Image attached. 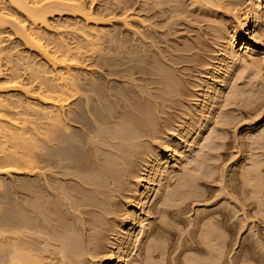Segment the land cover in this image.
I'll return each instance as SVG.
<instances>
[{"label":"rangeland","instance_id":"374dc122","mask_svg":"<svg viewBox=\"0 0 264 264\" xmlns=\"http://www.w3.org/2000/svg\"><path fill=\"white\" fill-rule=\"evenodd\" d=\"M149 1L151 0H93V2H91V0H85V6L88 11L87 15L90 13L92 14L90 18L96 21L95 25L97 26L93 25L94 22L90 20L85 22L81 18V16L78 14L73 15L71 13H65L66 15L61 16L58 14L56 15V13H54L53 16L51 15L47 16L48 18H47V22L45 23V25L36 27L38 29L36 30V32H40L43 35H47V38H49V40L42 39L41 43L44 44V46L48 45L50 41L53 42L52 44L48 45V50L50 52H55L54 50L56 47H53V46L57 39H61L64 43L68 44L70 48H74L77 46L84 47L83 50L79 49L80 50L79 54L78 53L74 54L78 58V60L80 59V62L77 64V67H71V70H72L71 73L75 74V72L73 71H76V75L79 74L80 76L82 75L83 77L87 76L86 78L88 80L89 78L90 80L92 79L91 81H93L95 85L93 82L91 83L94 88L96 89L98 88L97 90H100L101 88H103V86L105 87L106 84H110L109 85L110 88H112V86L115 88L116 87L115 85L119 83L116 88L118 89L120 87L119 90H115L114 92L109 91L111 94H113V96H115L114 94H116V92H117L116 95H119V93L121 94L120 89H123L121 87H125L123 84L124 82L120 84L121 79L116 80L115 78V80H112L113 78L110 79V77H105L104 79L105 81L102 78L100 79L96 75V70L100 69L99 65H102V64L110 65L109 64L110 62L108 63L107 61L110 59H111L110 61L115 59V61L118 60L116 61V64L118 62L120 63L118 64L119 68H132L133 67L132 65H134V63L136 64L137 67L141 66L139 62L140 56H141V54H139L140 53L139 50L143 48L142 43H141L143 40L142 34H144V32L147 31L149 32V42L152 48L150 55L152 56L154 60V64L152 65V67L155 70L160 69V66H162V64L158 61L159 58H157L156 55L154 54L155 52L158 53L159 50L156 51L155 47L156 49L158 48L160 50L161 49L167 50L165 48L166 47L165 44H163L162 42L165 43L169 41L168 40L169 38L170 40H173V38L175 37L173 40L175 42H177V40L180 41V39L181 40L186 39V41L189 39L188 42L183 40L189 45V48H188V45H187V48L185 47V44L183 41L181 42H183L185 48L183 47V44H181V42H177V45L179 47L184 48V49L182 48L183 50L185 51L188 50L187 51L188 54L186 53L187 57H185L186 61L183 60V62L185 61L184 63L188 62V64L183 63L186 66H184L183 64L179 66L181 68L184 66L182 68L184 70L180 68V70L182 71H180V74L177 72L179 75L176 73L174 77L172 75V72H170L171 71L170 69L166 71L168 67L164 65L161 67L162 69L163 67H166V69L164 68L163 71L168 72V74L174 77L175 80L178 79L176 81H179V83L182 81L180 83V88H182L183 86V89L180 90V93L177 94V97H180V100L179 98L176 97V101H177L176 103L178 105L174 103L173 104L174 106L173 105L171 106V108L172 107L174 108H172V110L168 109L170 110V112L168 113H171V114L166 113L167 115L164 114L165 117L163 115L161 116L163 117V120L160 116L150 117L149 122L151 126H148L146 128H143L141 125H139L140 120L137 117L135 118L132 117L130 119L131 122L133 121V125H136V126L138 125L139 127L138 130L141 135L140 137V135L138 134L140 138H138L139 140H137L136 143L134 144L136 147L133 146V150L136 148V150L134 151L135 152L137 151L138 154L136 155L138 156H136V159H135V156H133V158L131 157L132 160H135L136 162H138V163L136 162L134 163L133 161L132 163H134L133 164L134 166L136 165L135 174L137 173L136 175L133 174L135 175L133 176V178L135 177L134 179L135 180L138 179L139 181L134 182L133 178L129 179L131 181H128L129 183L127 182V184L125 183V185L128 187H124V188H122L123 187V184H122L121 185L122 187L120 188H122L123 190L120 189L119 192L123 194V192L125 191V193L127 194H123L122 196V194L120 195L119 193V197L129 196L128 192L130 195L134 194L135 184L143 180V178H145L146 176H149L152 164L153 165L155 164L153 162L154 158L152 156H154L156 152L160 153L161 157H164L166 155H169L171 150L175 149L176 147L177 148L180 147L179 149L183 153L182 157L183 156L184 157L182 158V160L180 158L179 161L177 162L174 161L175 163L172 162L169 166L170 170L168 169L169 172L167 171V173H165L166 175L161 180V186L159 187L158 193H157L158 199L156 198L153 203L151 202L152 204L151 206H154L155 210L152 209L153 207L150 208L151 210L149 208L146 209V212L152 211L153 214L151 213V215H149L146 212L138 213V215L141 214L140 217L144 219L142 220V223H144L143 225L149 226L150 224L149 227L147 228L145 227L144 229L153 227L150 229H154L153 231H155L154 237H153L154 239H152V237L151 239L145 238L146 236L145 233L142 235L140 234L141 236L138 235L136 244L133 243V245L129 247L128 252H126L127 259L129 261V262L127 261L126 264H169V263L170 264L171 263L172 264H203V263L210 264V262L214 263V261L216 260L218 264H264V220H263L264 218L263 217L264 216V188L263 189L261 188V191L259 188L262 186L264 187V184H263L264 183V45H262L263 43H258L256 45L257 52L255 53V56L257 55L256 56L257 59L255 58V56H253V58L250 59L240 54L242 55L241 56L242 60L239 61L240 63L237 62L235 64L236 66L235 65L233 66V68L229 72V75H227L226 78L224 76L221 77V75H219L220 76L219 78V76L216 74V71L223 68V65H224V63H222L223 61L220 56L221 55L220 50H222L223 46L225 45V43L223 45V42H226V41H221V40H224L222 36L224 35L225 31H227L229 34V32L232 31V28L234 27L236 29L238 28V24L234 25L237 22L232 18L234 15L240 16V14L242 15L246 13L252 0H248L249 3L247 0H241V1L240 0H200V1L198 0H194V1L177 0L178 2L177 1L175 2V0H170L171 2L174 1L172 2V4H170L171 6L170 8L172 9V12L173 13L174 11L176 12L175 13L176 15L174 14L175 15L174 18L172 17L173 14L171 13V9L168 6L163 7V8L162 6L155 8L153 7L152 3ZM200 2H203V3H200ZM234 2H235V5H233ZM253 2H255V0H253ZM261 2H263V0H261ZM143 4H145V6ZM149 4L151 7L149 6ZM117 5L127 8V10L124 12L123 15L119 14L116 11L118 8ZM233 6L235 10L233 8L231 9V7ZM145 7H146V10H145ZM179 7L181 8L180 11L184 10L182 11L181 16L176 11L179 9ZM219 7L225 11L223 12ZM148 8L151 11H153L151 12L152 15ZM159 8L162 11L170 10L169 12L171 14L167 12L168 14L166 13L165 14L168 16L165 15L166 16L165 17L164 12H162L161 14L160 12L161 10ZM142 10L144 12H142ZM229 10L231 11L233 10V12L229 13ZM240 10H243L244 12ZM227 11L230 15H228V13L226 15ZM0 12L7 13L8 18H9L8 20L10 21L9 23L5 24L4 29H2V31L4 32L3 37H4V44H5L4 53L9 55L10 60L12 61V64H10V66L11 65L14 66V64L18 65L19 69L17 70L16 73L20 75V81L22 82L23 84L22 86L24 87L23 91H27L29 93V95H25L22 91H18V90L15 91V90H10V89L5 88V86L7 85L6 79L11 74V70H10V66L6 65V61L3 60L1 62L2 67H1V76H0V100L8 104L9 109L11 108L10 110L4 112L3 116L5 118H9V119L16 121L21 128H24L23 129V139L28 141V128L36 127L38 129H41L43 126L42 124L43 121L42 120L40 121V118H37V116L35 115L36 113L30 110L35 108L39 111H43V110L48 109L49 106L42 103L39 100V98L32 97L31 94H35L36 87L33 85L28 87V85H26L28 84L26 70L30 68L38 69L42 67L43 69H46L48 70V72H50L49 76L52 78L55 76V73L51 70L49 63L45 60L44 56L41 53H39L38 49L36 47H29L28 43L25 42L24 39L20 36V34L16 31L14 27V24L16 23H19V26L24 25L28 28V22L25 21L23 14L11 8L8 5V3L5 2V0H0ZM97 12H101L103 15L98 16ZM183 12H184V15H183ZM154 13L156 14L158 13V16ZM145 14H147V16ZM154 15H155V18H154ZM169 15H171V17L174 20H171L172 18ZM177 15H179L180 17L178 16L179 17L178 18ZM156 16L159 18H157ZM166 18L167 20L171 18L170 19L171 21L169 20L171 24L170 27H169L170 24L169 22H167ZM123 19H125V21H123ZM155 19H156V22L159 21L160 23L159 22L156 23ZM243 20H244V16L240 17V21L243 22ZM162 22H164V24ZM263 22L261 23V27L263 26L264 28ZM165 23L167 24V26ZM155 26H157V28ZM164 27L167 29V32H166V29H164ZM29 28H32V26H29ZM172 28L174 31L177 32L176 34L172 30ZM168 30L172 32L170 33ZM165 32L167 33V35H165L166 34ZM100 34L102 37L98 38ZM173 34L175 35L174 37H173ZM168 35L170 37H168L167 39ZM112 36H114L115 39ZM160 36H163V37H160ZM176 37L178 38L176 39ZM123 38L124 39L126 38L127 40L125 39V41H128V42H125V44H122L124 43ZM155 38L156 39L158 38L160 40L162 39V40L158 41V39L156 40ZM85 39H90L92 43L90 45H87L85 42ZM154 39L156 40V45L154 44L155 43ZM191 41H195L196 43L194 44V42H191ZM160 42L161 44H163L162 45L163 48L160 47ZM191 43H192V47L193 48L195 47L194 49L196 51L191 48V45H190ZM196 44H198V47ZM199 44H200V47H199ZM238 44L240 45L242 43H238ZM238 44L235 45L237 48L236 50L240 48ZM191 49L193 51L189 52ZM72 52H76V51H72ZM126 54H129L127 56L128 58L131 57V60L135 57L134 58L135 62L134 60L132 61L130 60L129 62L127 57H123L124 55L126 56ZM188 55L189 57L190 56L191 57L189 58ZM136 58H138L139 60ZM187 59H191V60L189 61ZM137 60L139 62V65H138ZM250 60L252 61L254 60L257 64L251 65L250 67L248 65L250 63ZM257 60L258 61L260 60L261 62L259 61L258 63ZM189 62H191V64ZM112 64L113 63L111 62V65H110L111 67L113 66ZM242 64H245V65H242ZM259 64H260V67H259L260 70L257 68ZM118 65L116 67H118ZM113 67H115V63ZM75 68H78V69H75ZM132 71L136 72V70H132ZM135 72H132V73H135ZM231 72L233 73V75ZM61 73H64V71H62ZM257 74H259V76ZM136 75H138L137 72L135 73L134 76ZM215 75L216 77H214ZM134 76L133 78H131V81L135 79L137 80L133 81V83L132 82H129V83L130 84L132 83V85L134 84L133 87H136L134 89H137L140 87L139 90L137 89V91L133 89L134 91H136L137 94H139L142 88V83L139 80L140 75L137 76L139 78L137 77L135 78ZM179 76H181L180 78L182 80L179 79ZM229 77H230V80H229ZM138 80L140 81L139 83L141 84L137 82ZM217 83H218V86H217ZM222 83L223 84L226 83L227 87L228 88L230 87V89L228 88L226 89V87L223 88V92L220 94L221 97L220 98L217 97L216 99L211 100L214 103L212 102L210 103L212 110L210 109L211 113L209 114L210 116H208V120H206V122H203V125L201 128L202 130H200L202 132H200V134H192V132H190L191 134L189 133L186 136V138L180 141V137L184 136L183 131L185 133V131L190 130V128L193 127V122L196 120L195 118L197 117L199 111L201 110L200 108H202L203 106L201 102L206 97L205 93L208 94L207 91H209L210 85H212L211 87H213V85L214 86L216 85L217 88L220 85L219 88H221L223 86ZM102 84H105V85H102ZM130 84L126 86L129 87L131 86ZM181 84H184V85H181ZM188 85H191V86H188ZM250 88L251 90H249ZM225 89H226V92H225ZM156 92L158 93V91ZM235 94H237L238 96L239 94H241V96L237 97V95ZM222 95L224 96L222 97ZM231 97L234 99L232 100ZM102 100L103 102L104 101L106 102V105L105 104L104 105L108 106L112 110V113H113L114 108L109 106L110 104L107 103L108 100L106 99H102ZM109 100L114 101V99L112 98ZM136 100L137 98L134 99V103L138 102ZM134 103L133 105L135 106V108H137V106L140 107L139 102L138 104L136 103L137 105ZM76 105H77V102H73L69 106L68 109L71 111L75 110ZM198 106H199V109H198ZM179 112H180V115H179ZM189 112L191 113V116ZM129 118L130 117H128L127 121H124V123L130 122ZM29 122H31V124H29ZM32 122H37L38 125L37 124L32 125ZM124 123H122V125ZM125 124L127 125L128 123H125ZM129 124L131 125V123ZM70 125L76 127L75 129L79 127L77 124H73V123H71ZM114 126L115 124L109 127L112 129V127L114 128ZM118 126L119 125H116L115 128L116 127L118 128ZM105 127H108V126H105ZM105 127L102 126L100 128L103 130ZM140 127H142V130H141L142 133L140 131L141 129ZM5 128L8 129L9 126L5 125ZM72 130L74 129H71V131ZM138 130L136 129V131L134 132L136 133ZM138 135L136 136L138 137ZM213 138L214 140H212ZM13 142L15 141H11V138H9L8 136L3 137V135L0 134V162L2 158L9 151H14L16 156L18 157L21 155H24L25 152L22 150L21 146H14L12 145ZM175 142L177 143L176 144L177 146L174 145ZM167 145H170V146H167ZM103 149L104 150L108 149V151L110 150L109 148H105V147ZM103 149L101 150L104 151ZM106 150L104 152L105 156L103 155V157L110 158L111 160L113 156H111L110 154L106 156L107 153H110V151L106 153ZM111 151L114 152L113 150ZM168 151H169V154H168ZM99 152L98 154L100 155ZM100 157L102 158V152H101ZM113 160L115 161V157H113L112 161ZM259 166L260 167L262 166L261 167L262 169ZM252 167L254 169L256 168L257 172H256V169L254 171ZM201 170H203L204 172L203 171L201 172ZM250 172L253 173V175ZM203 174L204 176H201ZM255 174H256V177H254ZM257 174L260 176L259 178H257L258 177ZM191 175L193 176L195 175V176L193 177ZM198 175H200L201 177ZM28 176H29L28 168L21 169L14 174H9V175L0 174V223H1L0 224V249L1 250L5 249L3 250L4 254L6 253L8 254L9 250H11L10 252H12V248L15 247V245L17 246L20 245L23 248L21 253L28 257V229H27L28 228V180H29ZM171 176H172V180L170 181L168 178L171 179ZM252 176L254 179L252 178ZM193 178L195 179L194 180L195 182H193ZM256 178H257V181L255 180ZM250 179H252V181ZM259 179L261 181H258ZM173 181L176 185L173 183ZM182 181L184 182V186L187 185V187H184L181 184L183 183ZM179 183L181 185H179ZM252 183L253 185H255V183H260L261 185L256 184L254 188ZM132 184L134 186H132ZM167 184H170V185L166 187ZM188 184L191 186V188ZM180 186L181 187L183 186V187L181 188ZM188 186L190 190L188 189ZM257 187L259 190L257 189ZM125 188H127L126 190H129L128 188H131L133 190L131 189L130 190L133 192H130V191L126 192ZM169 188H171V190H169ZM173 188L175 190L181 189V191L172 190ZM183 188H186L185 191H182ZM167 190H169L170 192L173 191V194H175L176 196V197L174 196L175 199L173 198L174 199L173 202L175 204L172 202V204H174L175 207L173 205L174 208L173 207L170 209L164 208L167 211L168 215H159L157 213V209L163 208L162 206H160V203H161L162 197L167 193ZM258 191H260V193H258ZM182 193L184 195L186 193V195L185 196L181 195ZM256 193H258L259 195ZM187 194H188V197H187ZM119 197L117 198L115 197L116 202L122 199V197L118 199ZM176 198L177 200L179 199L180 201L179 200L177 201ZM123 199L118 204L114 202L117 204V207L116 205L113 204L112 207L110 208L113 214L112 216L110 215L107 217L109 219L108 222L110 221V224H111V225L106 224L107 226L111 227L114 224H116L115 225L116 227L118 223L120 224L121 222L126 220L125 215L127 214L126 212L129 211L128 209L130 210L133 209L132 207L128 205L129 201L125 198ZM183 199H184V202H183ZM113 201H115L114 198H113ZM126 201L127 203H125ZM177 202L179 203L178 206L176 204ZM182 203L183 205L186 204V206H183ZM180 204L181 206H179ZM184 207H186V209ZM181 209L184 211V214L182 213ZM76 214L77 213H74V216ZM146 214L147 216H145ZM206 214L209 217L205 216ZM76 216H78V218H76ZM76 216H75L76 220L79 221V217L81 218V216H79V214H77ZM93 216H90V217H93ZM203 216H205L208 220ZM212 216H214V218ZM95 217H98V216L95 215L94 218ZM110 217L111 218L113 217L116 220L115 219L113 220ZM211 219L212 220L216 219L218 221L216 220L212 221ZM150 221L152 223H150ZM198 222L199 223L201 222V223L199 224ZM212 223L216 224V227ZM212 225H213L214 232H217L216 236L220 237L219 238L220 242L223 241L220 243L221 246L219 245V243H216V244L213 243L212 241L213 238H210V237H215L213 235L214 234L213 229L210 230L211 228L210 226ZM107 226L105 227L107 228L108 234L105 233L106 235L105 240L106 241L108 240L109 245L113 246L112 243L114 242L112 238H114V236L116 235L115 233H117L114 231L116 230V228L113 226L112 230L109 229L110 231L109 232L108 228L110 227H107ZM144 231H147V230H144ZM211 231L213 232L212 236L210 234ZM85 232H86L85 235H88L89 233H91V231L90 232L85 231ZM185 239L186 241H188L186 242V244L184 241ZM148 240L150 241L152 240V242H154L158 247L164 248L165 254H160L159 250H155L156 252L155 251L152 252L153 249L148 251V248L145 247L146 245L150 244V241ZM209 240H211V243L209 242ZM189 241L191 242L189 243ZM106 243H103L104 245L102 244L104 248L102 247L100 250H98L99 252H97V254H94L96 256L99 255L98 257H94V255H92L91 253H88V254L85 253L84 256H82V261L80 262V264H84V262L85 264H101V262L104 261L107 257L106 255H104V253H107L108 250H110V248H114V247H110ZM183 243L188 248H185ZM213 244H214V248H216L215 246L218 245L219 248H216V249L221 250L222 253L221 251H217L219 253L218 254L216 253V250L214 249L213 253L215 252V254H211L212 249H213V248L211 249V247L213 246ZM7 245H9L10 247ZM108 246L109 248H107ZM157 253H159L160 256H157ZM209 254L211 255V258ZM216 254L217 256H215ZM44 255L45 257H47L46 254ZM212 255L217 257V259L215 260L214 256ZM218 255H219V260H218ZM55 256L57 255L55 254ZM55 256L53 255L51 256V258H47L49 259V261L47 260V264L49 262H50L49 264H61V260L59 259V257L58 259L60 260V262L58 259H54ZM102 256H106V257L103 258ZM52 257L54 260H51ZM241 258H242V261H240ZM210 259L212 260L210 261ZM195 262H198V263H195ZM7 263H8V259L6 258L2 260L0 259V264H7ZM45 264H46V260H45Z\"/></svg>","mask_w":264,"mask_h":264},{"label":"bare ground","instance_id":"6f19581e","mask_svg":"<svg viewBox=\"0 0 264 264\" xmlns=\"http://www.w3.org/2000/svg\"><path fill=\"white\" fill-rule=\"evenodd\" d=\"M176 1L177 0H175V2ZM192 1H194V0H192ZM198 1H200V0H198ZM5 2H7L8 5L11 8H13L15 11H18V12L23 14L25 21L28 22V28L24 25L19 26V23H16V24H14L16 31L20 34V36L24 39V41L28 43L29 47H36L38 49L39 53H41L44 56L45 60L49 63V66L51 67V70L55 73V76L53 78L50 77L49 76L50 72H48V70H46V69H43L42 67H40L38 69L30 68V69L26 70L27 80H28V82H27L28 84H26V85H28V87H30L31 85L36 87L35 94H31L32 97L39 98V100L42 103L49 106L48 109L43 110V111H39L35 108H33V109L30 108L31 110L28 109L30 111L35 112L36 113L35 115L37 116V118H40V121L41 120L43 121L42 122L43 126L41 129H38L36 127L35 128L34 127L28 128V141L23 139V129L24 128H21L16 121L9 119V118H5L3 116V113L10 110L11 108L9 109L8 104H6L2 100H0V134H2L3 137L8 136L9 138H11V141H15L12 143V145L21 146L22 150L25 152L24 155H21L18 157V156H16L14 151H9L2 158V160L0 162V174H7V175L14 174L21 169L28 168V175H29L28 176V179H29L28 180V228H27L28 229V257L21 253L23 248L20 245H18V246L15 245V247L11 246V247H13L12 252H10L11 250H9L8 254L3 253V250H5V249H2V250L0 249V259L1 260L4 258L8 259L7 264H45V260H46V264H47V260L49 261V259H47V258H51V256H53V255L55 256V254H56L57 256H55V257H57V258L54 257V259H58V257H59V259L61 260V264H80V262L82 261V256H84L85 253L86 254L91 253L92 255L97 254V252H99L98 250H100L103 247V245H104L103 243H106L108 241V240L107 241L105 240V238H106L105 233L108 234L107 228L105 226L111 225L110 221L108 222L109 219L107 218L108 216H110V215L112 216V214H113L110 208L112 207L113 204L116 205V207H117V204L123 198H125L129 201L128 205L130 207H132L133 209H131V210L128 209L129 211L126 212L127 214L125 215L126 216L125 221L121 222L120 224L118 223L116 227H115L116 224H114V225L112 224L116 228V230L113 229L115 232H117V233H115L116 237L114 236V238H112L113 242H114V243H112L113 246L109 245V241L106 244H108L110 247H114V248H110V250H108L107 253H104V255H106L107 257L102 256L103 258L106 257V259L104 261H102L101 264H126L128 261L126 252H128L129 247H131V245H133V243L136 244V242H137L136 240H137L138 235L141 236L142 234L145 233L146 234L145 238L151 239V237H152V239H154L153 237H154L155 231H153L154 229H150L153 227L148 228L149 230L144 229L145 227L146 228L149 227L150 224L147 222L149 224V226L143 225L144 223H142V220H144V219L142 217H140L141 214L138 215V213H140V212L145 213L146 209H148V208L150 209L152 207H153L152 209L155 208L154 206H151L152 205L151 202L153 203L154 200L157 198L158 189L161 186V180L166 175L165 173H167L168 169L170 170V168H169L170 164L172 162L175 163V162L179 161L180 158L182 160V158L184 157V156L182 157L183 153L180 151V149H179L180 147H178V148L176 147L175 149L171 150L170 154L168 151L169 155H166V156L163 155L164 157H161V154L156 152V154L154 156H152L154 158L153 162L155 164L154 165L152 164L149 176H146L145 178L142 177L143 180L140 179L141 181L137 182L135 184V188H134L135 193L134 194L130 195L128 192L129 196L122 197L123 194H127V193H125V191H124L122 194L119 192V190L124 188V187H128L125 185V183L127 184L128 181H131L129 179H132L133 176H135L137 174V173L135 174L136 165L135 166L133 165L136 161L132 160V158H133V156H135V159H136V156H138L136 154H138V153H137V151L136 152L134 151V150H136V148L133 150V146L136 147L134 144L136 143L137 140H139L138 138L141 137L140 132L138 130L139 129L138 125L137 126L133 125V121L131 122L130 119L132 117H134V118L137 117L140 120L139 125H141L143 128H146L148 126H151V124L149 122L150 117H153V116L154 117H159V116L161 117L162 115L165 117V115H167L166 113L170 112V110H168V109L172 110V108H174V107L171 108V106L174 103L177 104L176 103L177 102L176 97H177V94L180 93V90L183 89V86H182V88H180V83L182 81L179 83V81H176L178 79L175 80L174 77H175V74L177 72L180 74V71L184 70V69H182L184 66H186L184 64H188V62L184 63L186 61L185 57H187L186 53L188 54V52H187L188 50L185 51L183 49L185 47L187 48L188 44L186 42H188L189 39L187 41H186V39H182V40L180 39V41L177 40V42H181L183 40L186 41V42L183 41L185 44V47H184L183 42H181V44H183V47H184V48L182 47L183 48L182 49L181 47H179L177 45V42L173 41L175 38L174 37L175 35L173 34V37H174V38L172 37L173 40H170V38L168 39V37H170L168 35L167 39L169 41H167L165 43L162 42L163 44H165V46H166L165 48L167 50H164V49L160 50L158 48L156 49V47H155L156 51L159 50L158 53H156V52L154 53L156 55V57L160 59V60L158 59V61L162 64V66L164 65V66L168 67V69H166V67H163V69H162L161 68L162 66H160V69L162 71L160 69L155 70L152 67V65L154 64V60H153L152 56L150 55L152 48H151L150 42H149V32H147V31H145L144 34H142L143 40L141 43H142L143 48L141 50H139V52H140L139 54H141L140 61H139L141 66L137 67L136 64L134 63L135 67H134V65H132L133 67L130 66L132 68H119L118 64H120V63L118 62L116 64V61H118V60L115 61L114 58H113L114 60L110 61L111 60L110 59L107 62L108 63L110 62L109 63L110 65L112 62L113 66L115 63V67H113V66L111 67L110 65H104V64L99 65L100 69L96 70V75L100 79L102 78L104 80L105 77H110V79L113 78L112 80H115V78H116V80L121 79L120 84H122V82H124L123 84L125 87H121L123 89H120V91H121V94L119 93L120 96L116 95L117 92H116V94H114L115 96H113V94H111L110 92H114L115 90H119L120 87L118 89H116L117 85L119 84L118 82H117L118 84L115 85L116 86L115 88L113 86H112V88H110L109 87L110 84H106V85L102 84V85H105V87L103 86V88H101L100 90H97L98 88L97 89L94 88L92 83H91V82H93V81H91L92 79L90 80V78H89V80H90L89 81L86 78L87 76L83 77L82 75L80 76L78 73H77L78 75H76V71H73V72H75V74L71 73V71H72L71 67H77V64L80 62V59L78 60V58L74 54L75 53L79 54V52H80L79 49L83 50L84 47L77 46L74 48H70L68 46V44L64 43L61 39H57L56 42L54 43V46H53V47H56L54 50L55 52H50L48 50V45L52 44L53 42L50 41L48 43V45L44 46V44L41 43L42 39L49 40V38H47V35H43L40 32H36V30H38L36 27L45 25V23L47 22V18H48L47 16H50V15L53 16L54 13H56V15L58 14L61 16L66 15L65 13H71L73 15L78 14L81 16V18L85 22L90 20V21L94 22L93 25H95L96 21L90 18V16L92 14L90 13L87 15L88 11H87V8L85 6V0H5ZM91 2H93V0H91ZM149 2H151L153 7H155V8H158L160 6H162V8L167 7V6L170 8L171 7L170 4H172V2H174V1L171 2L170 0H151ZM200 3H203V2H200ZM248 3H249V1H248ZM147 4H146V6H147ZM143 5L145 6V4H143ZM233 5H235V2ZM149 6H150V4H149ZM117 7L118 8L116 11L122 15L127 10V8L121 7L120 5H117ZM236 7H237V5H236ZM232 8L234 9V6L231 7V9ZM180 9L181 8L179 7V9H178L179 11L178 10H176V11L181 16L182 11H184V10L180 11ZM263 9H264V0H263V2H261V0H255V2H253V0H252L248 10L247 11L245 10L246 13H244L242 15L240 14V16H236L234 14H233L234 16L231 15V16H233L232 19H234L237 22L234 25L238 24V28L236 29L233 26L236 30L234 28H232V31L229 32V34L227 31H225L224 35L222 36V38L224 40H221V41H226V42H223V45H224V43H225V45L223 46L222 50H220L221 51L220 56H221V59L223 61L222 63H224V65H223V68H221L220 70H217L218 68L216 69L217 70L216 74L218 76L221 75V77L224 76L226 78V76L229 75V72L231 71L233 66L237 62L242 60V57H241L242 55L252 59L253 56H255V53L257 52L256 51L257 50L256 45L258 43H263L262 45H264V28H263V26L261 27V23L264 21ZM91 10H92V8H91ZM143 10H142V12H144ZM145 10H146V7H145ZM153 10H154V8H153ZM89 11H90V9H89ZM169 11L170 10H168V11H162L161 10L160 12H161V14H162V12H164V16L168 13L169 14L172 13L173 14L172 17L174 18V16L176 15L175 14L176 12L173 10L174 11V13H173L172 9H171V13ZM222 11L224 12L225 10H222ZM240 11H243V10H240ZM151 12H153V11L150 10V13ZM180 12H181V14H180ZM230 12H233V10L232 11L229 10V13ZM158 13L157 14L154 13V14H156L158 16ZM227 13H228V11L226 12V15H227ZM229 13H228V15H230ZM97 14H98V16L103 15L101 12H97ZM145 15L147 16V14H145ZM151 15H152V13H151ZM179 15H177V17ZM183 15H184V12H183ZM166 16H168V15H166ZM169 16L171 17V15H169ZM242 16H244L243 22H241L242 20L240 21V17H242ZM154 18H155V15H154ZM157 18H159V17H157ZM173 18L171 20H174ZM8 19L9 18H8L7 13L0 12V76H1V67H2L1 62L3 60H5L6 65L10 66V64H12V61L10 60L9 55L4 53L5 52V47H4L5 44H4V37H3L4 32L2 31V29H4V25L10 22ZM170 19L167 20V18H166V20H167V22H169V24L171 21ZM241 19H243V18H241ZM157 20H159V19H157ZM123 21H125V19H123ZM155 22H156V19H155ZM158 22H156V23H158ZM162 23L164 24V22H162ZM29 26H32V28H29ZM95 26H97V25H95ZM166 26H167V24H166ZM170 26H171V24L169 25V27ZM172 26H174V25H172ZM231 26H232V24H231ZM155 27L157 28V26H155ZM165 27H164V29H166ZM223 27H224V25H223ZM225 29H227V28H225ZM172 30H173V28H172ZM33 31H35V32H33ZM156 31H157V29H156ZM166 32H167V29H166ZM174 33L176 34L177 32L174 31ZM165 35H167V33ZM88 36H90V35H88ZM100 37H102L101 34H100V36H98V38H100ZM112 37L114 38V36H112ZM160 37H163V36H160ZM119 38H120V36H119ZM177 38L178 37H176V39ZM125 39L123 41L124 43H122V44H125V42H128V41H125ZM191 39H193V38H191ZM219 39H220V37H219ZM156 40L154 43L155 45H156ZM159 40L160 39H158V41ZM164 41H166V40H164ZM85 42L87 45H90L92 43V41H90V39H85ZM191 42H194V44L196 43L195 41H191ZM238 43H242V44L239 45ZM158 44H159V42H158ZM163 44H161V42H160L161 48H163L162 47ZM174 44H176V45H174ZM237 44L240 46V48L238 50H236L237 48L235 46ZM190 45H191L192 49L195 48V47L194 48L192 47V43ZM196 45L198 47V44H196ZM158 47H159V45H158ZM199 47H200V44H199ZM188 48H189V45H188ZM192 49L189 52L193 51ZM72 51H76V52H72ZM183 54L186 56H184ZM240 54H242V55H240ZM127 55H129V54H126V56L124 55L123 57L128 58ZM256 56H255V58H256ZM188 57H189V55H188ZM134 58L132 60H134ZM136 59H138V58H136ZM256 59H255V61H256ZM128 60L130 62L131 57L128 58ZM138 60H137V62H138ZM183 60H185V61L183 62ZM187 60L190 61L191 59H187ZM246 60H247V58H246ZM246 60H245V62H246ZM255 61L250 60V63L248 62L249 63L248 65L251 67V65L257 64ZM259 61H258V63H259ZM134 62H135V60H134ZM139 62H138V65H139ZM126 63H128V62H126ZM189 63L191 64V62H189ZM131 64H132V62H131ZM181 64L184 65L182 68L179 67ZM220 64H221V62H220ZM245 64H242V65H245ZM117 65H118V67H116ZM248 65H246V66H248ZM259 67H260V64L257 68L259 69ZM164 68L166 69V71H168L170 69L171 70L170 72H172V75L174 77L170 76L168 74V72H166V71H165L166 72L165 73L163 71ZM180 68L182 70H180ZM18 69H19L18 65L14 64V66L13 65L10 66L11 74L6 79L7 85L5 86V88L10 89V90H15V91H17V90L22 91L25 95H29V93L27 91H23L24 87L22 86L23 84L20 81V75H18L16 73ZM75 69H78V68H75ZM132 70H136L137 74L140 75L139 80L142 83V88H141V92L139 94H137L136 91H137V89L139 90L140 87L137 89H134L136 87H133L134 84L132 85L133 81L137 80V79H135V80L131 81V78H133V76L136 73L135 71H132ZM248 70H250V69H248ZM62 71H64V73H61ZM131 71L135 72V73H132ZM183 73H184V71H183ZM138 75H136L134 77L136 78ZM232 75H233V73H232ZM257 75L259 76V74H257ZM180 77L181 76H179V79H181ZM214 77H216V75ZM137 78H139V77H137ZM219 78H220V76H219ZM139 80L137 81L138 83L140 82ZM229 80H230V77H229ZM237 80H238V78H237ZM218 81H219V79H218ZM129 82H132V83L130 84ZM221 82H223V81H221ZM141 83H139V84H141ZM227 83H229V82H227ZM128 84H130L131 86L127 87L126 85H128ZM94 85H95V83H94ZM181 85H184V84H181ZM247 85H249V84H247ZM135 86H136V84H135ZM188 86H191V85H188ZM211 86L212 85H210L209 91L206 90L208 92V94L205 93L206 97L204 99L202 98L203 101L201 100L202 101L201 103L203 106H202V108H200L201 110L199 111L198 115L196 114L197 117L195 118L196 120L193 122V127L190 128V130L185 131V133L183 131L184 136L183 137L181 136L182 138L180 137V141L183 140L184 138H186V136L190 132H192V134H200V132H202L200 130H202L201 128H202L203 122H206V120H208V116H210L209 114L211 113L210 111L212 110V107L210 104L212 102L211 100H214L217 97L220 98L221 97L220 94L223 92V88H225V87H226V89L228 88L226 83H224L223 86L221 85L222 86L221 88H219L220 85L218 88L216 87V85L215 86L213 85V87H211ZM217 86H218V83H217ZM252 87H253V85H252ZM133 89L136 91H134ZM207 89H208V87H207ZM226 89H225V92H226ZM228 89H230V87ZM249 90H251V88ZM156 91H158V93ZM252 91H253V89H252ZM246 92H247V90H246ZM238 93H240V92H238ZM248 93H250V92H248ZM235 95H237V94H235ZM242 95H243V93H242ZM110 96L112 99H114V101L109 100V99H111ZM178 96H180V95H178ZM181 96H183V95H181ZM223 96L224 95H222V97ZM232 96H234V95H232ZM240 96H241V94H239V96L237 95V97H240ZM135 97L137 98L136 101H138L140 103V105H139L140 107L137 106V108H135V106L133 105L134 99H136ZM177 98H179V100H180V97H177ZM190 98H192V97H190ZM102 99L108 100L107 103L110 104L109 106L114 108V109L112 108L114 110L113 113H112V110L108 106H105L106 102L104 101L105 102L104 103ZM233 99L234 98H232V100ZM234 101H236V100H234ZM234 101H233V103H234ZM73 102H77V105H76V109L71 111L68 108ZM125 102H127V103H125ZM138 102H136V103L138 104ZM136 103H134V104H136ZM212 103H214V102H212ZM216 104H218V103H216ZM179 106H180V104H179ZM199 106H198V109H199ZM138 108H140V109H138ZM166 110H168V111H166ZM168 114H171V113H168ZM176 114H177V112H176ZM179 115H180V112H179ZM190 116H191V113H190ZM128 117H130L129 118L130 122H125V123H128L126 125L124 123V121H127ZM161 118L163 120V117H161ZM161 118H160V120H161ZM132 120H134V119H132ZM166 120H167V118H166ZM71 123L77 124L79 127L77 129H75L76 127L70 125ZM122 123H124L126 126L124 124H123L124 125L123 126ZM129 123H131V125ZM29 124H31V122H29ZM36 124L38 125L37 122H32V125H36ZM111 124L112 125L115 124V126L116 125H119V126H118V128L117 127L115 128V126H114V128L112 127V129H111L110 128L112 126ZM5 125H8L9 128L6 129ZM102 126L103 127H105V126L109 127L110 126V127L109 128L105 127L107 129L104 128L102 130L100 128ZM204 126H203V128H204ZM142 127H140L141 128L140 131L142 130ZM69 129H70V131H69ZM71 129H74V130L71 131ZM136 129L138 130L137 132H139V133L136 132L137 134L134 132V131H136ZM143 131H145V130H143ZM163 131H164V129H163ZM141 133H142V131H141ZM135 134L136 135L139 134L140 137H139V135L137 137ZM194 140H196V139H194ZM212 140H214V138ZM172 141H173V139H172ZM17 142H18V144H17ZM185 142H187V141H185ZM185 142H184V144H185ZM255 142H257V141H255ZM176 144L177 143L175 142L174 145H176ZM167 146H170V145H167ZM104 147L110 149L109 150L110 153H107L109 151H108V149L107 150L105 149L106 153H107L106 156H108V154H110L111 156L115 157V161L114 160L112 161L113 157L111 160H110V158L103 157V155L105 156V153H104L105 150L103 149ZM188 147H189V145H188ZM188 147H186V148H188ZM131 148H132V150H131ZM101 149H103L104 151H102ZM111 150H113L114 152H112ZM98 152L100 153V155L102 152V158L100 157ZM103 158H105V159H103ZM130 158H131V160H130ZM133 161H134V163H132ZM136 163H138V162H136ZM139 167H140V165H139ZM255 169H254V171H255ZM202 171L203 170H201V172ZM201 172H200V174H201ZM251 172H252V170H251ZM256 172H257V169H256ZM133 174H135V175H133ZM251 174L253 175V173H251ZM191 176H193V175H191ZM191 176H190V178H191ZM198 176H200V175H198ZM201 176H204V174ZM206 176H208V175H206ZM29 177H31V178H29ZM254 177H256V174L254 175ZM259 177L260 176L258 175L257 178H259ZM134 178H133L134 182L139 181L138 179L135 180ZM243 178H245V177H243ZM252 178H253V176H252ZM257 178L255 179L256 181H257ZM168 179L171 181L172 176H171V179L170 178H168ZM202 179H204V178H202ZM194 180L195 179L193 178V182H195ZM250 180L252 181V179H250ZM258 181H261V180L259 179ZM134 182H133V184H134ZM184 182L181 183L183 186H184ZM188 182H190V181H188ZM173 183H174V181H173ZM122 184H123V187L121 186ZM133 184H132V186H134ZM181 184L179 183V185H181ZM256 184L261 185L260 183H255V185H253V183H252L254 188H255ZM169 185L170 184H167L166 187H168ZM185 185H186V183H185ZM189 186H188V189H189ZM120 187H122V188H120ZM172 187H174V186H172ZM184 187H187V185ZM163 188H165V187H163ZM171 188H169V190H171ZM190 188H191V186H190ZM259 188L261 191V188L263 189L264 187L262 186ZM126 189L127 188H125V190ZM128 189L129 190H126V192L127 191L133 192V191H131L133 189H131V188H128ZM183 189H182V191H185L186 188H183ZM257 189H258V187H257ZM169 190H167V193L162 197L160 206H162L163 208L157 209V213L159 215H168L167 211L164 208L170 209L175 204L173 202V200L175 199L174 198L175 194H173V191L170 192ZM172 190H175V189L173 188ZM178 190L181 191V189H178ZM260 191H258V193H260ZM262 192H261V194H262ZM119 193H120V195L122 194V196H121L122 199H120L121 197H119ZM187 193H189V192H187ZM258 193H256V194H258ZM181 195H184V194L182 193ZM185 195H186V193H185ZM115 197L116 198L119 197L118 199H120V201L118 200V202H116ZM187 197H188V194H187ZM113 198L115 201H113ZM177 198H176V200H177ZM262 198H263V196H262ZM123 201H124V199H123ZM114 202H116L117 204ZM172 202L174 204H172ZM183 202H184V199H183ZM125 203H127V201ZM171 204H172V206H171ZM176 204L178 206L179 203L177 202ZM182 205H183V203H182ZM179 206H181V204ZM183 206H186V204ZM174 207H175V205H174ZM176 208H178V207H176ZM184 208L186 209V207H184ZM181 211L184 214V211L182 209H181ZM74 213H77V214H79V216H81V218L79 217V221L76 220V218H78V216H76L77 215L76 214L75 215L76 218H75ZM146 213H148L149 215H151V213L153 214L152 211L151 212L148 211ZM93 215L94 216L96 215L98 217L94 218ZM90 216H93V217H90ZM145 216H147V214ZM205 216H207V214ZM205 216H203V217H205ZM114 217H116V216H114ZM207 217H209V216H207ZM212 217L214 218V216H212ZM111 219L114 220L115 218L112 217ZM214 220H216V219H213L212 221H214ZM263 220H264V218H263ZM112 221H111V223H112ZM216 221H218V220H216ZM201 222H202V220H201ZM150 223H152V222L150 221ZM17 224H19V223H17ZM153 224H154V222H153ZM217 224H218V222H217ZM213 225L216 227V224H213ZM213 225L210 226L211 227L210 230L213 229ZM113 226H111V227L107 226V227H110V228H108V231H109V229L112 230ZM151 226H153V225H151ZM144 230H147V231H144ZM85 231H87V232L91 231V233H89L88 235H85V233H86ZM213 232H214V229H213ZM213 232L211 231V233H210L211 236H212ZM216 234H217V232H214L213 235L215 237H210V238L214 239V240L212 239L213 243H215V244L219 243V245L221 246L220 243L223 241L220 242V239H219L220 237L216 236ZM207 237H209V236H207ZM221 240H223V239H221ZM104 241H106V242H104ZM148 241H150V240H148ZM184 241H185V244H186V242H188V241H186V239ZM190 242L191 241H189V243ZM209 242L211 243V240H209ZM185 244H184V246H185ZM7 246H9V245H7ZM109 246L107 248H109ZM217 246L218 245H216L215 247L219 248V246L218 247ZM145 247L148 248V251L151 249H153L152 252L155 250H159L160 254H165L164 248L158 247L154 242H152V240L150 241V244L146 245ZM107 248H106V250H107ZM182 248H183V246H182ZM185 248H188V247L185 246ZM216 248H214V244H213V246L211 247L212 253L211 252L210 253L215 254V252L213 253L214 249L216 250V253H218L217 251H221L219 249L217 250ZM102 250H104V249H102ZM106 250H104V251H106ZM159 253H157V256H160ZM221 253H222V251H221ZM44 254H46L47 257H45ZM152 254H154V253H152ZM98 256L99 255H97V256L94 255V257H98ZM212 256H214V255H212ZM215 256H217V254ZM215 256H214V259L216 260L217 257H215ZM210 258H211V255H210ZM54 259L52 257L51 260H54ZM60 260H59V262H60ZM211 260L212 259H210V261ZM218 260H219V255H218ZM240 261H242V258ZM195 263H198V262H195ZM84 264H85V262H84ZM203 264H205V263H203ZM210 264H218V262L216 260V261H214V263L210 262Z\"/></svg>","mask_w":264,"mask_h":264}]
</instances>
